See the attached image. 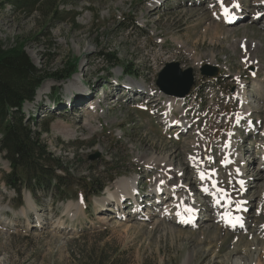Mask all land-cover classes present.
<instances>
[{
	"label": "rangeland",
	"instance_id": "rangeland-1",
	"mask_svg": "<svg viewBox=\"0 0 264 264\" xmlns=\"http://www.w3.org/2000/svg\"><path fill=\"white\" fill-rule=\"evenodd\" d=\"M32 1L0 0V45L11 49L22 44L34 65L48 77L37 90L35 101L24 104L23 113L33 129L41 132L40 144L46 152L66 168L58 175L70 174L74 180L66 189L70 196L65 200L55 201L40 188L31 196L25 184L17 188L7 185L10 162L0 152V264H233L237 260L264 264V236L255 245L251 233L264 229V177L257 179L264 143V96L256 92L258 83L264 87V15L254 18V0H243L248 18L235 27L221 26L214 19L213 11L220 18L213 6L215 0ZM56 7L61 15L52 18ZM259 9L264 12V7ZM217 25L219 37L215 36ZM244 38L260 44L249 47L248 42L244 47L239 44ZM101 54L115 56L119 65L100 58ZM246 60L252 64L247 65ZM169 63L195 72L198 97L193 105H185L186 115L181 117L191 126L201 123L193 127L197 131L192 135L162 124L172 97L168 101L169 95L157 94V82ZM127 64L137 70L135 79L122 75V66ZM70 65L76 67L72 77L54 80L66 75L64 70ZM205 65L217 68L222 78L201 77ZM75 79L84 96L74 89L67 91ZM133 85L136 93L130 91ZM151 92L163 96L166 106L163 98L157 105ZM119 93L121 99L113 102L116 104L103 106L116 99L111 95ZM96 100L99 106L93 112L87 102ZM175 110L176 116L182 115L181 106ZM242 110L261 122L257 135L238 131L237 121L232 124ZM226 129V138L233 131L236 138L242 132L235 148L246 147L243 156L253 163L249 175L256 188L248 193L255 197L251 207L254 217L248 220L253 230L230 232L213 222L190 229L179 227L169 215L160 217L171 200L143 209L149 216L141 213L142 208V216L139 212L135 215L129 202L120 214L115 202L103 212L96 204L109 189L115 191L114 184L123 177L142 186L143 199L149 196L161 171L148 167L151 158L168 157L175 169L189 172L192 168L185 166V160L193 152L197 133L203 160L217 158L211 160L216 163L213 168L225 179L224 144L217 143L216 137ZM190 176L188 173L182 179V185L191 182ZM168 179L171 185L178 184L176 178ZM84 180L106 186L103 195L88 197ZM191 190L197 193L198 203L205 205L208 198L199 196L197 187ZM55 225L58 228H53Z\"/></svg>",
	"mask_w": 264,
	"mask_h": 264
},
{
	"label": "bare ground",
	"instance_id": "bare-ground-1",
	"mask_svg": "<svg viewBox=\"0 0 264 264\" xmlns=\"http://www.w3.org/2000/svg\"><path fill=\"white\" fill-rule=\"evenodd\" d=\"M225 1L227 2L228 5H230V2L232 0H225ZM159 3H160V1H158L157 5ZM263 6H264V0H254V2L252 4L254 11H256L254 17H256V14L262 12V11H260L259 8L262 9ZM241 10H242V12L244 11L243 4H241ZM242 12L240 13L241 17H242V14H244V12L243 13ZM213 13H214V19L217 22H220L221 26H224L223 25L224 22L222 20V16L224 14L221 13L220 18H219L217 16L216 12L213 11ZM262 14H264V12H262ZM242 20L243 21H241V22L244 23V21L246 19L244 18ZM235 26L236 25H234L233 27H235ZM214 28L216 30L215 36L219 37L220 34H219V32H217V28H219L218 25H217V27H214ZM248 42H249V47H251L252 45L255 46V45L260 44L258 42H255L254 40H247L246 38L241 39L239 41V44H241L245 47V45L248 44ZM246 63H247V65L252 64V62L250 60H246ZM201 64L202 63L199 61L198 65H201ZM258 76L259 75L257 73V78H258ZM76 80L77 79H75L73 83L71 82L70 85H68L67 91H70V90L72 91V89H74L78 95L84 96V91L82 90V88L75 84ZM239 90H240V95H242L244 88H241ZM258 91H260V92H258ZM256 92H257L258 96L263 97L264 96L263 85L261 88L260 83H258L256 85ZM162 98L163 97L158 98V101H157L158 103H156L157 105L160 104L159 101ZM170 100L171 101H169V103L167 105V112L164 114L165 120L163 121V123L170 122V119L172 118L171 116H172L174 110L179 109L181 104H182V100L180 97L174 96ZM241 102H242V106H243L245 103V100L241 98ZM98 106H99V101L96 100L95 102L89 104V109L92 110L93 112H97ZM248 113H246L245 111L242 110L241 115H242V117H245L247 120H250V118L248 117ZM171 124H174V123H171ZM176 124L178 125V127H180L181 133L185 132L186 128H189V123L186 122L185 120H182V119H180V120L178 119ZM199 135L200 134H198V133L195 134V138H194L195 142H194V145L192 147L193 152H192V154L188 155V159L185 160V164H186L185 166L188 167L189 170L192 167L194 169H196V173L198 174V176H197L198 178H194L193 181L196 182V185L200 184L201 187L199 188V190H202V188L206 187L210 191L209 194L213 193V189L211 188L210 183L208 182V180L210 178H212L215 182H218V186L220 188L228 189L229 192H232L233 196H236L237 193H239L237 200H244L242 198L243 195L241 194L242 188H246L247 186H249L250 187L249 191H252L253 187H254V185H253L254 183L251 182V179L253 180V178H251L249 175L251 168L253 166L252 165L253 163H251L250 161L247 162V160H245V157L243 156L244 153L239 152L240 150L234 151L235 141L233 140L230 142V144L232 146V151H234V152H232L230 154L226 153V156H225V159L223 162L224 169H225V176L224 177H226V178L222 179V178L218 177L216 171L212 168V164H211V160L217 161V158L213 157L210 160V157L208 156L207 158H205L206 160H203L204 157H203L202 153L200 152L199 144L197 142L199 139H201V136H199ZM197 136H198V138H197ZM261 136H262V141L264 142V134L262 133ZM261 152H262V154L264 153V143H263V146L261 148ZM231 156H233V157H231ZM146 163L148 164V167H150L152 169L159 167L161 170V171H159L160 175L157 178L156 184L153 186L149 196H151L152 194L155 195L156 193H160V194H158L159 197L157 199V201L160 202V203L157 202L159 204V206L161 205V203L164 200H168V198L171 200L168 203L169 205L164 208L163 214L160 217L166 218V216L168 214H171L170 216L173 218V223H175L179 227H182L184 225L183 219L185 217H191V215H192L191 211L193 210V211H195V213H199L200 215H207V216H205V218L204 217L199 218V220L195 223V227L198 226V224L202 225V224H207V223L213 222L216 225H219V226L226 228V226L222 223V216H218L217 214H219V213L223 214L225 212V210L228 208V205L225 204L224 207H222V209L218 213L217 212L218 207H215L211 201L207 204L208 207H205L203 204H199V203L195 202L196 200L192 199V198H194V196H189V193L192 191L191 190L192 185L191 186H188V184L182 185V179L184 177V174L182 172L185 171L186 168L183 170L175 169L174 165L172 164V161L169 160L168 157H163L160 159L151 158ZM231 168L233 169V171L229 170ZM168 169L170 171H168ZM169 172H172V174H174V175L176 174V177L175 176L171 177V175H169L170 174ZM202 175L204 176L205 180L202 178ZM263 177H264V163L260 162V165L258 167V178L257 179L263 178ZM168 178H171L172 180H173V178H176V181H178V184L177 185H171L170 180ZM243 179H245L247 183L244 182ZM254 188H256V185ZM113 190H115V191L111 192V190L109 189L107 191L106 197L95 200L96 204L101 207L102 212L104 211L105 208H107V206L109 205L110 202H115L118 206V212L120 214L122 212L121 209L123 208V205L126 203V200L128 198V200L130 199L131 202H132V200H135L134 203L137 204V206H135L134 214L137 215L138 212L140 214L141 206H139L140 204H139V201H137V197H136V191H138V187H137V183H136L135 179H130L128 177L120 178L114 184ZM233 196L231 198H233ZM254 196H256V195L254 194ZM246 197L248 200V205H247L248 213L247 214L245 213L243 215V217L245 218L246 221L244 222L242 227H236L234 232L238 231V230L244 231L245 229H247V230L252 229L253 230L252 226L248 227V225H249L248 220L251 218V216L254 215V214H252L253 212L250 213V208L254 205L255 197H253L251 195L249 196V194H247ZM225 200H229V199H227L223 196V201L225 202ZM262 201L264 202V188H263V193H262ZM29 202L31 203V201H29ZM178 204L181 206V208L175 209L176 205H178ZM189 209H191V211H188ZM143 215H146V213H143ZM146 216H149V215L147 214ZM169 219H170V217H169ZM53 228H58V227L55 225ZM257 229H258V231H252L251 230L252 231L251 233L253 235V236L251 235L253 237L252 240H253V243L255 245L258 244L257 243L258 239L262 240L263 238L261 239L260 237L264 236L263 235L264 229H262L263 231H261L260 228H257ZM262 248L264 249V245L262 246ZM233 264H244V263L237 260Z\"/></svg>",
	"mask_w": 264,
	"mask_h": 264
},
{
	"label": "trees",
	"instance_id": "trees-1",
	"mask_svg": "<svg viewBox=\"0 0 264 264\" xmlns=\"http://www.w3.org/2000/svg\"><path fill=\"white\" fill-rule=\"evenodd\" d=\"M60 15V9L56 7L52 18ZM101 57L119 65L115 56L101 54ZM64 71L66 75L56 76L54 80L63 81L72 77L76 67L70 65L69 69ZM122 71L124 77L128 78H135L137 73L132 64L123 65ZM47 79L48 77L44 76L28 57L22 44L11 49L0 45V152L5 153L4 157L11 167V173L5 178L6 183L10 188L25 184L31 189L34 197L36 189L40 188L45 196L51 195L55 200H65L70 196L66 189L73 186L74 176L58 175V172L66 168L46 152L45 147L40 144L41 132L33 129L35 126L32 121L26 119L23 113L24 104L35 101L37 90ZM47 127L48 124L43 128L45 132ZM94 182L84 180L83 189L88 197H99L104 191L105 186Z\"/></svg>",
	"mask_w": 264,
	"mask_h": 264
},
{
	"label": "water",
	"instance_id": "water-1",
	"mask_svg": "<svg viewBox=\"0 0 264 264\" xmlns=\"http://www.w3.org/2000/svg\"><path fill=\"white\" fill-rule=\"evenodd\" d=\"M218 73L217 68L208 65L201 69L202 76L207 78L216 77ZM157 86L166 95L184 98L194 86V71H183L178 63L167 64L159 75Z\"/></svg>",
	"mask_w": 264,
	"mask_h": 264
},
{
	"label": "snow or ice",
	"instance_id": "snow-or-ice-1",
	"mask_svg": "<svg viewBox=\"0 0 264 264\" xmlns=\"http://www.w3.org/2000/svg\"><path fill=\"white\" fill-rule=\"evenodd\" d=\"M239 5L238 4H234L233 7H238ZM225 14L228 15L229 14V10L227 8H225ZM202 178H203V175H202ZM242 183V182H241ZM188 211H191V209H189Z\"/></svg>",
	"mask_w": 264,
	"mask_h": 264
}]
</instances>
